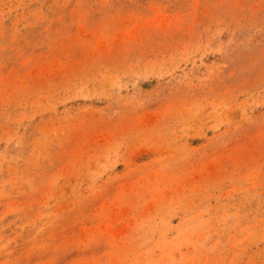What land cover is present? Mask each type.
<instances>
[{"label": "rangeland", "instance_id": "rangeland-1", "mask_svg": "<svg viewBox=\"0 0 264 264\" xmlns=\"http://www.w3.org/2000/svg\"><path fill=\"white\" fill-rule=\"evenodd\" d=\"M0 264H264V0H0Z\"/></svg>", "mask_w": 264, "mask_h": 264}]
</instances>
